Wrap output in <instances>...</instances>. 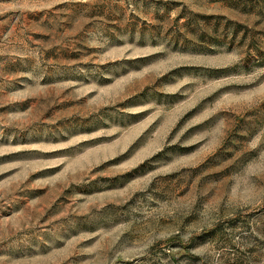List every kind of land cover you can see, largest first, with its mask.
<instances>
[{
  "label": "rangeland",
  "instance_id": "obj_1",
  "mask_svg": "<svg viewBox=\"0 0 264 264\" xmlns=\"http://www.w3.org/2000/svg\"><path fill=\"white\" fill-rule=\"evenodd\" d=\"M0 264H264V0H0Z\"/></svg>",
  "mask_w": 264,
  "mask_h": 264
}]
</instances>
